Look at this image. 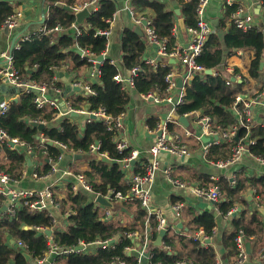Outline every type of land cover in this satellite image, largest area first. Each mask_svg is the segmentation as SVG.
Listing matches in <instances>:
<instances>
[{
	"label": "trees",
	"instance_id": "1",
	"mask_svg": "<svg viewBox=\"0 0 264 264\" xmlns=\"http://www.w3.org/2000/svg\"><path fill=\"white\" fill-rule=\"evenodd\" d=\"M85 0H42L43 6L47 8L45 19L39 22L40 25L53 29L56 26L61 28L60 34H39L32 36L27 41H20L19 49L13 50L14 66L19 72L40 84L54 85L64 90V86L59 80H55L58 71L69 61L72 63L70 71L75 73L73 80L78 78V73L83 67L89 69L91 63L87 58H82L77 50L89 51L94 57L98 58L106 49L108 40L104 37L95 36L97 30L109 27L107 20L111 19L116 13L117 6L110 0H100L99 8L79 26L80 35L74 36L72 25L75 24L76 16L73 11H68L63 7H58L62 3L68 7ZM182 8V16L185 18L187 27L197 25L196 7L197 0H176ZM264 8V0H261ZM21 5V4H20ZM132 7L136 10V18L152 21L157 36L161 40H167V49L172 52L177 45V40L173 34L176 27L175 15L169 11V4L163 0H133ZM224 18L220 21L219 29L212 33L207 41L203 53L196 59L197 64L207 70H219L227 57L236 52L252 51L254 58L250 63L248 74L249 78L258 80L264 73L261 69L264 63V33L261 28H255L248 32L237 29L229 20L238 6H226ZM16 12L11 3L0 2V30L3 29L7 19ZM22 35V34H20ZM147 42L134 30H126L122 40L123 63L125 69L130 72L135 67H140L141 71L135 76V91L141 95L159 94L168 86L166 77L173 71V66L169 62L162 63L157 68L146 64L144 54ZM79 71V72H78ZM118 67L109 59H105L100 66V76L98 82L89 83L96 92L95 96H86L75 93L73 97L67 98L73 109L88 111L105 109L111 118H118L124 114L131 102V93L125 91L118 84L114 77L119 74ZM235 75H239L236 69ZM234 76V75H233ZM232 76V77H233ZM226 77H230L221 72V76L203 75L195 76L189 84L185 86L186 96L184 103L177 107L178 117L196 113L203 110L210 116L217 126L230 127L238 123L237 114L233 107L239 95H247L248 90L244 89L247 83L246 78L242 77V83L227 85L224 82ZM54 82V83H53ZM252 96H256L264 89ZM35 93H19L10 103L9 111L0 116V130L7 133L10 138L19 139L24 142L32 151V154L43 158L44 152L47 153L49 162H44L43 167L37 169L40 177L45 176L52 170L53 164L58 162L62 149L56 145L57 142L65 144L67 151L80 153L84 157H89V170L84 172L86 178L92 183L95 192H106L113 189L118 192L126 193L129 187L125 184L126 174L121 169V160L124 159L130 149L119 154L112 134L107 131V126L99 119H93L79 123V119L72 116H65L56 119L58 111L55 109H38L34 102ZM32 121L42 122L46 129L42 132L47 139L45 144L40 142V132L32 125ZM151 129L156 128L154 120L148 121ZM169 129L174 130L173 125ZM247 133L246 128L240 130L241 137ZM257 138L256 144L251 146V152L259 158L264 159V128L254 132ZM253 139V138H252ZM49 142L52 144L49 145ZM99 142L96 155H91V146ZM234 147L235 143H230ZM229 142L213 145L209 148L208 160L220 161L227 160L231 145ZM1 151V148H0ZM233 152V151H232ZM8 162L0 163V170L9 174L14 180H21L27 166V154L20 149L6 147ZM233 154V153H232ZM231 154V156H232ZM230 156V157H231ZM229 157V158H230ZM228 158V159H229ZM46 159V158H45ZM219 162V161H218ZM205 186H211L212 181L209 177L204 179ZM220 191L224 193V198L219 201V210L226 216L227 213L239 207L236 216H232V233L226 236L223 245L227 250V259L235 260L238 256L237 247L234 245L236 237L242 231L245 238L253 244V252L257 245L264 241V217L257 211L250 209V202L244 194L250 190L264 197V176L258 177H238L236 185L229 187L226 180L220 183ZM70 190V186H69ZM6 197L0 196V213L4 211ZM22 203L16 207L14 216L6 214L0 215V264H30L22 249L10 250L3 241V236L7 235L25 244V250L31 259L43 258L50 250L51 238L57 247L71 249L81 243L87 245L95 241H107L113 237L121 236L123 231L138 229L137 225L130 228L123 226L119 220L106 218L102 210L97 207L89 194L83 191L72 193L65 201L59 203L62 212L69 209L75 212L68 217L69 225L64 230H59L54 222V215L48 209H32L31 205ZM126 208L132 207L124 204ZM134 220L140 222L142 227L145 224V212L139 207L136 211ZM190 231L203 228L209 236L213 235L217 226L216 217L210 212L195 215L189 221ZM28 229H24V227ZM156 223H153L155 228ZM44 230H52L53 237L46 236ZM154 234V238L157 237ZM251 237H255L251 239ZM256 239V240H255ZM165 245L172 246L174 251L169 252L163 248L151 249L152 263L154 264H174L177 258H182L191 264H217L215 250L208 246L204 247L199 241L181 238L176 242L175 236H166ZM131 240L123 238L115 241L110 246H98L93 252H72L68 255H60L57 264L63 261L66 264H109L114 258H121L134 263L133 256H130L126 247L131 246ZM255 248V249H254ZM264 255V250L262 251Z\"/></svg>",
	"mask_w": 264,
	"mask_h": 264
},
{
	"label": "built area",
	"instance_id": "2",
	"mask_svg": "<svg viewBox=\"0 0 264 264\" xmlns=\"http://www.w3.org/2000/svg\"><path fill=\"white\" fill-rule=\"evenodd\" d=\"M212 0H197V7H196V15H197V25L195 27H187L186 33L189 35V43L187 48H180L176 45V48L169 52L167 49L168 42L167 40H161L158 38L154 28L151 26L152 21L149 20H141L136 19L137 24L141 25L144 21L147 22V25L144 26V35L148 44L155 46L156 48V56L157 59L151 58L147 59L144 58L146 64L152 66L153 68H157L160 65V62L165 63L169 62L168 60H177L180 64L185 68L187 73V77L183 81V88L179 89V95L173 96L172 93L176 90V80H175V73L171 72L167 75L166 81L168 86L162 90V95L159 94H146L142 95L143 99L145 100H154L155 102L165 101L171 104V111L167 115L166 119L163 122H157V127L153 130L152 133L158 134L162 132V136L158 137V140L155 142V145L150 149V160L145 166V170L142 172H134L130 175L132 166L134 165L133 162H137L140 159V152L137 149H131L129 144L120 137V131L123 128V120L125 117V113L122 114L118 118H111L103 108H99L97 110L88 111L86 109L75 110L72 108L70 103L66 100L63 101L62 106L61 103L59 104V100L63 94V90L55 87L52 85L47 84H40L33 80H30L28 77L23 76L19 70L14 66V58L13 53L10 54L9 52H5L0 56V84L13 86L20 90L19 93H35L34 102L38 109L44 110L47 108L55 109L58 111L56 115V119L71 116L73 112L79 114H85L87 116V122H90L93 119H99L104 122L107 126V131L112 134L113 140L116 143V148L119 154H122L125 150L130 149L128 155L121 160V169L126 174V178H128V186L129 190L126 193L118 192L113 189H108L106 192H95L93 189L92 183L86 178L84 173L79 171H74L71 168H67L62 173V180H72L70 184V190L73 193H78L79 191H83L86 194L91 196L92 202L102 210V213L105 215L106 218H111L112 213L111 209L105 206H102L96 203V199L99 196H103L109 202H112L116 205L118 204H129L132 202L139 203L142 210L146 214L145 218V226L142 232L138 231H123L121 236L117 238L113 237L107 241H95L89 245L85 243H81L86 248L91 246H110L111 241H116L123 238L125 240H131L132 245L126 247L130 256H134V263H131L127 260L121 259L119 257L114 258L109 264H143L144 260H147V263H152V257L150 251V243L153 241V236L155 233L159 234V232L163 229L168 230V234L170 232L169 221L166 217V212L164 209L155 206L153 200V193L152 187L157 176V173L161 169L162 162H161V155L163 152H171L175 154H179L182 156H190V152L188 151L185 144H181V138L178 135L170 132L169 125L177 124L178 117L176 114L177 107L184 103V98L186 96V88L185 86L191 82V80L195 76H203L205 75V71L207 70L205 67L197 64L196 59L203 53L204 47L209 40V37L212 33H215L214 27L212 22L209 21L208 16V8ZM100 0H85L82 3L76 4L72 8L73 13L75 16L81 13L84 10H88L90 14L94 11H97L100 4ZM226 6H238V9L235 13L231 16V23L237 28L242 30L243 32L251 31L255 28H259L254 22V16L250 13L246 12V10L237 3V0H226ZM262 6V3H261ZM134 13V12H133ZM25 11L20 10L16 11L12 16H10L4 27H8L10 32H16L19 30L21 26V21L25 18ZM89 17V16H88ZM87 17V18H88ZM114 16L107 20L109 27L106 29H99L96 32L95 36L104 37L108 40L106 44V49L103 51L102 55L105 59L109 51V39L112 35V26L114 21ZM86 18V19H87ZM82 24H78L77 18L75 24L72 25V29H75L74 36L80 35L81 30L80 27ZM43 26V25H41ZM177 26L173 30V34L177 33ZM264 30V29H263ZM261 30V31H263ZM60 27H55L53 29H48L46 26H43L39 29L34 30H26L22 32L14 45V49L20 48V41H27L32 36H37L39 34H60L61 32ZM18 33V32H17ZM19 34V33H18ZM17 34V35H18ZM16 35V36H17ZM176 36V35H175ZM82 52L81 57L87 58L88 62L91 63V67L88 69V79L86 80H73L72 82V89H80L82 90L81 94L86 96H95L96 92L93 88H91L90 80L93 78L94 80L98 79L100 76V68L98 65L101 66L102 62L99 63L97 58L94 57L89 51L80 50ZM113 63V62H112ZM64 70L66 73H71L70 65L67 63L63 66L59 71ZM58 71V74H59ZM141 71L140 67L133 68L129 74L122 75L117 74L114 77V80L122 86L125 91L130 92L131 94L134 93L135 89V76ZM214 76H221V72L219 70H213ZM233 76V75H232ZM237 80H241L238 76ZM55 80H58V76H56ZM188 80H190L188 82ZM224 82L227 85H232L233 81L232 78H225ZM54 83V82H53ZM49 92L54 93L58 98H51L49 96ZM18 93V94H19ZM11 100H4L0 102V116L5 115L10 108ZM264 101V90L257 94L256 96H243L239 95L236 99V103L234 104V111L237 114L238 123L232 125L230 127H221L217 126L213 119L210 116H203L200 119L202 123L203 130L212 137H218L216 140L220 142L221 139L223 142H235L236 136L239 134V131L242 128H246L247 133L244 137L240 138L238 142H236V146L234 147L232 156L225 161L216 162L215 165L220 168L224 169L230 165L235 164L238 162L243 156L250 155L252 157H256L251 152V146L256 144V141L250 138L253 123H252V111L255 105L262 104ZM177 117V118H176ZM33 123H42L38 121H32ZM44 124V123H43ZM187 135H191L190 132H187ZM177 140L176 144H171L170 138ZM202 137V136H201ZM201 137H197L198 141H201ZM40 142L41 144H45L47 139L44 135L40 134ZM215 142L214 144H217ZM14 144V145H12ZM56 145L62 149V154L55 164L52 166V170L46 174L45 176L40 177L37 173V169L39 168L35 165L33 177L38 179H47L51 175L58 172V163L62 159L63 154L67 151V146L60 142H57ZM212 146L211 143L206 145L203 149V153H207L208 149ZM6 147H10L11 149H23L27 152V156L33 158L35 154H32L31 149L19 139L10 138L7 133L3 130H0V148L1 151H6ZM99 148V142L97 145H92L91 150L92 152H97ZM73 153V152H72ZM45 157L47 158V153L44 152ZM261 160H264L260 158ZM6 161L8 160V156H6ZM46 160H49L48 158ZM50 161V160H49ZM48 161V162H49ZM25 173V172H24ZM213 180H216V177H212ZM18 180H14L11 176L3 171L0 170V196L8 197V195H12L13 199L10 200L7 208L9 210L10 215L14 216L16 214V207L24 204H29L31 200H34L31 205L32 209L40 208V209H48V204L52 205L55 209L60 210L59 203L56 202L54 198L53 189L51 186L46 187L40 191L34 190H17L11 188L12 184H16ZM175 184L184 187L185 185L180 181H173ZM233 185H235V180H232ZM66 183V181H65ZM192 194L198 198L205 199L208 201L219 202L221 198L220 189L216 185L212 186H198V187H190ZM258 202H263L264 199L257 197ZM258 208H263L261 204H258ZM172 210L176 214L177 218H180L184 211V204L183 203H176L172 205ZM239 207H235L231 209L227 216L231 217L235 216L239 212ZM75 212L71 209L67 210L63 213V216L69 217L74 215ZM55 222V219H54ZM153 223H156L155 228L153 227ZM175 228V227H174ZM46 231V230H44ZM183 234V233H182ZM184 235V234H183ZM191 239L199 241L204 247H208L209 242L212 239V236L207 235L203 230L201 232H197L195 234L190 235ZM173 237V236H170ZM176 237V236H175ZM255 237H251L254 239ZM249 242L244 233L241 231L240 234L236 237L234 241V245L237 247L238 256L232 262V264H245L249 259V254L247 253L246 243ZM20 247H25L23 242H18ZM164 250L168 251L171 249L170 246L163 244ZM72 252H76L75 248L69 249H62L54 244V241L51 239L50 241V250L49 252L40 259H36L39 264H43L46 260L48 255L51 254H64L68 255ZM134 254V255H131ZM264 258V255L262 256ZM174 264H181V262H175ZM187 264V263H185Z\"/></svg>",
	"mask_w": 264,
	"mask_h": 264
},
{
	"label": "crops",
	"instance_id": "3",
	"mask_svg": "<svg viewBox=\"0 0 264 264\" xmlns=\"http://www.w3.org/2000/svg\"><path fill=\"white\" fill-rule=\"evenodd\" d=\"M114 2L117 6V10L115 13L113 26H112V35L109 39V51L106 56V59H109L113 64H115L118 69L119 73L122 75H127L129 72L125 69L123 59L124 55L122 53V40L125 35L126 30H136L141 29L144 33V24L141 25L137 24L136 22V10L132 7V1L133 0H110ZM167 4H169V11H172L174 13L177 33H175V37L177 40V46L180 48H187L189 43V35L185 31L182 30L179 19L185 18L182 16V8L178 4L176 0H163ZM0 2H8L11 3L12 6L15 8L16 11L24 10L25 14L28 13V15H25V18L21 21V26L18 33L25 32L26 30H34L39 29L43 26L39 24V22L42 20V15L44 13L47 14V8L43 6L42 0H0ZM226 0H212L209 8H208V16L210 23L215 20L220 21L224 18V13L226 10L225 5ZM237 3L240 4L246 12L250 13L254 16V22L255 24L261 28V30L264 29V8L261 6V0H237ZM21 4V5H20ZM180 11V16L175 14V11ZM134 12V13H133ZM231 18L229 20L230 24ZM186 23V22H185ZM187 28V25H186ZM75 32V29H72ZM16 32H10L9 34H6L3 30H0V56L5 53L9 52L12 42L15 38V36L18 34ZM138 34V33H137ZM139 35V34H138ZM144 40H146L145 35L141 36ZM147 42V41H146ZM156 48L153 45H150L147 43V48L144 54V58L151 59V58H158L156 56ZM254 58V53L252 51H238L234 55H231L227 57V59L224 61V64H222V68L219 69L220 72L224 71L225 74L231 76V78H237L238 76L241 78V80H237L234 83H241L243 82L242 77L246 78L247 83L244 85V89L248 90L247 96H252L259 92L262 87H264V73L262 74V77L258 80H253L249 78L248 70L250 63L252 62ZM170 65L173 66V71L175 73V80L176 85L178 86V80L182 79L184 75L186 74L185 68L180 64L179 61L175 60V63H171V60H168ZM70 68L72 66V63L69 61ZM236 69L239 70V75H235ZM88 69L86 67H83L81 71L78 73V80H87L88 79ZM63 74V76H62ZM73 75L75 73H72ZM70 73H66L63 69L59 71L58 74V80L62 85L64 86L63 94L59 100V104L63 101L65 102L67 98L73 97L75 93H81L82 90L80 89H72V82H73V75ZM232 75H234L232 77ZM230 78V77H226ZM186 80H184L185 82ZM190 80H188L189 82ZM233 81V80H232ZM91 83L98 82V79L94 80L93 78L90 80ZM248 85V87L246 86ZM1 87V84H0ZM6 88V87H5ZM13 86H8L6 89L9 90H2L0 88V102L4 100H11L15 99L18 96L19 91H16ZM183 88V87H182ZM179 87H176V90L172 93L173 96L179 95ZM264 89V88H263ZM64 95V96H63ZM49 96L51 98H58L54 93L49 92ZM245 96V95H243ZM264 102V101H263ZM172 107L169 102L160 101L155 102L154 100H145L143 99L141 94L138 93H132L131 94V102L127 107V110L125 112V117L123 120V128L120 131V137L124 139L130 146L131 149H137L140 152V159L137 161L133 166L130 175H132L134 172H142L145 170L146 164L150 160V149L155 145V142L158 140V137H155L156 134L152 133L153 129L148 124L149 120H154V123L157 124V122H163L169 112L171 111ZM205 114L203 110H199L196 113H192L190 115H186V118L188 120V125L183 124L179 121L178 117V123L173 124L174 130H170V132L174 133L175 135H178L181 138V144H185L188 151L190 152V156H182L175 153H162L161 155V162L162 166L159 172L157 173V176L155 178V181L153 183L152 187V193H153V200L155 206L162 208L166 212V217L169 221L170 226L173 228H170L171 234L168 236H176V242H179L181 238H188L191 239L192 234H195L197 232L204 231L203 228H199L195 231H190V225L189 221L194 218L195 215H200L204 212H210L216 217L217 226L214 229V233L212 236L211 241L209 242L210 247H212L216 252V259L217 264H232L234 260L227 259V250L225 249L223 245L224 238L226 236H229L233 228L231 226L232 218L228 217L227 215L224 216L220 210H219V202H216L214 205L211 203L212 201H208L205 199L198 198L194 196L190 190V187H198V186H205L204 179L209 177L210 180L213 182L212 185H216L220 189V183L222 180H226L229 183V187L234 186L232 180H235V185L238 177H262L264 176V160H261L259 157H252L250 155L243 156L238 162H236L233 165H230L224 169L218 168L215 163L222 160L219 159L217 161H211L208 160V152L203 153V149L206 145L209 143L213 145H218L223 142L221 139L220 142H217L215 140V137L210 136L207 134L203 128L202 123L200 122V119ZM176 117V118H177ZM63 118V117H62ZM79 119V123L81 125H84L87 121V116L85 114H80L79 117H75ZM60 119V118H59ZM252 123L253 127L252 130H250L251 136L250 138H253L255 141L257 140L256 137H254V132L257 131L260 128H264V103L257 104L254 106L252 111ZM157 127V125H156ZM187 132H190L191 135H187ZM239 139L244 137L240 135L239 131ZM201 137V141L197 140V137ZM207 138H211V142L205 143ZM171 144H176L177 140L174 137V139L170 138ZM217 142V144H214ZM235 143V142H229ZM231 145V152L228 156V158L233 153L234 146ZM20 149V148H19ZM22 150L25 154L27 152L23 149ZM76 155H81L80 153H72V152H66L63 154L62 159L58 163V172L51 175L47 179H38L36 180L33 177L34 168L35 165L38 167H43L44 162H46V157L40 158L36 156V154L31 158L30 156H26L27 161L28 159L31 160V165L27 163V166L25 168V173L21 180L16 181V184H12L11 188L17 189V190H34V191H40L45 189L48 186H51L54 193V198L57 201H65L69 195V186L72 183V180H62V173L65 169L71 168L74 171H79L84 173L86 170H89L87 160L84 155H81V159H76ZM91 155H96L94 152H91ZM6 151L2 150L0 151V163H6ZM46 158V159H45ZM89 158V157H88ZM227 158V160H228ZM212 177H216V180H213ZM173 181H180L185 186L181 187L177 184H175ZM125 184L128 186V178L125 180ZM211 185V186H212ZM129 187V186H128ZM73 193V192H72ZM222 200L224 198V193L220 191ZM252 193V199L249 200V196ZM245 197L248 198V201L250 202V209L252 211L257 210L263 217L264 215L259 211L262 208H258V204H261L264 208V201L258 202L257 197L264 199V197L260 196L256 190H248L245 194ZM10 200L8 197L5 201V206H8ZM176 203H183L184 204V211L180 218H177L176 214L172 210V205ZM132 207L126 208L124 204H118L116 205V209H111L112 216L111 218L113 220H119L123 226L130 228L133 225H137L138 229L132 230V231H138L142 232L144 227L140 224V222L136 223L134 220L136 211L138 207L142 210L139 203L132 202L129 203ZM119 206V207H118ZM48 210L51 212V214L54 215L55 218V224L58 226L59 230H64L69 225L68 217L63 216V213L61 208L60 210L55 209L52 205L48 204ZM0 213L1 217H4L6 214H10L8 208L3 209ZM66 212V211H65ZM146 218V214H145ZM182 224L183 227H179V224ZM145 226V224H144ZM175 227V228H174ZM205 232V231H204ZM184 235H183V234ZM47 236V235H46ZM158 236V235H157ZM51 238V237H49ZM157 238V237H156ZM153 237V241L156 239ZM52 239V238H51ZM256 240V239H255ZM3 241L6 243V247L10 250H19L22 249V253H28L25 250V247H20L17 244V240L11 238L10 236L4 235ZM152 241V242H153ZM251 242V241H249ZM264 244V241H262ZM260 242L257 245L256 253L249 256L248 261L245 264H264V258H262L263 254L260 247L263 245ZM165 242H163L164 244ZM115 244V243H113ZM112 244V245H113ZM111 245V244H110ZM251 252H253V244L251 242ZM164 246V245H163ZM154 247V248H163L164 247ZM170 246V245H169ZM98 246H91L86 249H84L81 252L87 251V252H93ZM171 249L168 250L170 253L174 251L173 247L170 246ZM150 247V251H151ZM62 256H65L64 254H60ZM59 254H51L48 255L47 260L43 264H57V258L60 256ZM130 255V253H129ZM134 255V254H131ZM134 257V256H133ZM175 262H181V264H191V262H187V260H184L182 258H177ZM174 262V263H175ZM11 264H14L12 262ZM30 264H39L36 259H30ZM61 264H66L64 261ZM149 264V263H147Z\"/></svg>",
	"mask_w": 264,
	"mask_h": 264
},
{
	"label": "water",
	"instance_id": "4",
	"mask_svg": "<svg viewBox=\"0 0 264 264\" xmlns=\"http://www.w3.org/2000/svg\"><path fill=\"white\" fill-rule=\"evenodd\" d=\"M57 5H58V7H63V8H65V9L68 10V11H71V10H72L71 7H68V6H66V5H64V4H62V3H58ZM175 14L178 15V16H180V11H179V10H176V11H175ZM26 15H28V13H26ZM89 15H90V12H89L88 10H84V11H82L81 13L77 14L76 18H77V22H78V24H82V23H84L85 20H86V18H87ZM42 16H43V17H42V23H43V22H44V19H45V13H44ZM143 24H144V26H145V25H147V22L144 21ZM179 24H180L182 30L185 31V29H186V23H185V20H184L183 18H180V19H179ZM213 27H214V30H215V31L219 29V21H218V20L213 21ZM2 30H3L6 34H9V33H10V30H9L8 27L3 28ZM135 32L138 33L140 36H143V35H144V33H143V31H142L141 29H136ZM263 33H264V30H263ZM20 34H22V33L20 32L17 36H15V38H14V40H13V42H12V46H11V48H10V50H9V53H10V54L13 53L15 42H16L17 38L20 36ZM77 53H78L80 56L82 55V52H81L80 50H77ZM104 60H105V58H104L103 56H100V57L97 58V61H98L99 63L103 62ZM171 63H175V60L172 59V60H171ZM261 66H262L261 69H263V68H264V63H262ZM98 68H100V65H98ZM205 74H206V75H212V74H213V70L208 69V70L205 71ZM62 76H63V74H62ZM186 77H187V73L184 75V77H183L182 79L178 80V87H179V88H182V87H183V81H184V79H185ZM232 80H233V82L236 81L235 78H233ZM239 83H241V81H240ZM5 87L7 88L8 85L1 84V87H0V88H1L2 90H9V89H6ZM14 89H16V91H19L17 88H14ZM63 96H64V95H63ZM244 97H245V96H244ZM15 100H16V99H15ZM263 103H264V102H263ZM79 115H80V114H79V113H76V112H73V113L71 114L72 117H79ZM179 121H180L181 123H183V124H186V126L188 125V123H187L188 120H187L186 116H182V117H180V118H179ZM32 125H33L34 127H36V128L39 130L40 133H42V132L46 129V125L43 124V123H33ZM161 136H162V132H159L158 134H156L155 137H161ZM217 139H218V137H215V140H217ZM211 141H212L211 138H207V140H206L205 143H209V142H211ZM235 141H236V142L239 141V135L236 136ZM51 144H52V143L49 142V145H51ZM12 145H14V144H12ZM163 153H165V152H163ZM167 153H169V152H167ZM81 158H82L81 155H76V159H81ZM46 161H49V160H46ZM28 163H29V165H31V160H30V159H28ZM133 164H135V162H133ZM8 199H9V200H12V199H13V196H12V195H8ZM251 199H252V193H251V195L249 196V200H251ZM96 203H98V204H100V205H102V206L108 207V208H110V209H113V210L116 209V204H114V203H112V202H109V201L106 200L103 196H99V197L96 199ZM211 203H212L213 205L215 204V202H213V201H212ZM4 209H7V206H5ZM259 211L264 215V208L260 209ZM235 216H236V214H235ZM179 227H183V225L180 223V224H179ZM24 229H28V227L25 226ZM45 234H46L48 237H53V231H52V230H46V231H45ZM167 234H168V230H167V229H163V230H161V231L159 232L157 238H156L153 242L150 243V247H151V248H154V247H162V246H163L164 239H165V237L167 236ZM113 243H115V241H111V242H110L111 245H112ZM251 246H252V245H251V242H247V243H246L247 253H248L249 255H251V253H252V252H251ZM84 249H85V247H84L83 245H79V246L75 247V251H76V252H81V251H83ZM24 256L26 257L27 260H30V259H31V256H30L28 253H24ZM143 264H147V260H144Z\"/></svg>",
	"mask_w": 264,
	"mask_h": 264
},
{
	"label": "rangeland",
	"instance_id": "5",
	"mask_svg": "<svg viewBox=\"0 0 264 264\" xmlns=\"http://www.w3.org/2000/svg\"><path fill=\"white\" fill-rule=\"evenodd\" d=\"M247 87H248V85H246ZM201 139H202V137H201ZM87 158V160H88V157H86ZM89 161V160H88ZM119 207V206H118ZM261 244H263V242L261 243ZM255 249V248H254ZM264 249V244L260 247V251L261 250H263ZM255 253H256V250H255Z\"/></svg>",
	"mask_w": 264,
	"mask_h": 264
},
{
	"label": "bare ground",
	"instance_id": "6",
	"mask_svg": "<svg viewBox=\"0 0 264 264\" xmlns=\"http://www.w3.org/2000/svg\"><path fill=\"white\" fill-rule=\"evenodd\" d=\"M72 9V8H71ZM72 11V10H71Z\"/></svg>",
	"mask_w": 264,
	"mask_h": 264
}]
</instances>
